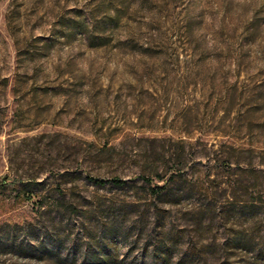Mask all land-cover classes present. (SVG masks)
I'll return each mask as SVG.
<instances>
[{
  "label": "rangeland",
  "instance_id": "1",
  "mask_svg": "<svg viewBox=\"0 0 264 264\" xmlns=\"http://www.w3.org/2000/svg\"><path fill=\"white\" fill-rule=\"evenodd\" d=\"M108 263L264 264V0H0V264Z\"/></svg>",
  "mask_w": 264,
  "mask_h": 264
},
{
  "label": "trees",
  "instance_id": "2",
  "mask_svg": "<svg viewBox=\"0 0 264 264\" xmlns=\"http://www.w3.org/2000/svg\"><path fill=\"white\" fill-rule=\"evenodd\" d=\"M100 181H101V180H100ZM114 182H115V183H118L119 185H123V184H124L122 181L117 180V179H115ZM154 189H157V190H158V189H161V188H160V187H154ZM108 264H109V263H108Z\"/></svg>",
  "mask_w": 264,
  "mask_h": 264
}]
</instances>
